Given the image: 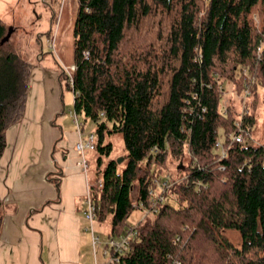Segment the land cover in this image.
<instances>
[{
	"label": "trees",
	"instance_id": "16d2710c",
	"mask_svg": "<svg viewBox=\"0 0 264 264\" xmlns=\"http://www.w3.org/2000/svg\"><path fill=\"white\" fill-rule=\"evenodd\" d=\"M8 33L0 17V161L35 68ZM73 36V80L63 78L95 125L97 174L114 149L106 133L127 149L123 168L110 158L92 183L96 221L129 236L110 264H264V144L249 140L250 107L245 141L232 142L237 114L224 103L228 81L241 102L249 86L253 105L264 87V0H78ZM155 189L166 196L156 211ZM4 213L0 199V238Z\"/></svg>",
	"mask_w": 264,
	"mask_h": 264
},
{
	"label": "crops",
	"instance_id": "0c3cea01",
	"mask_svg": "<svg viewBox=\"0 0 264 264\" xmlns=\"http://www.w3.org/2000/svg\"><path fill=\"white\" fill-rule=\"evenodd\" d=\"M40 58L25 116L8 129L0 161L5 207L0 264L105 263L108 241L101 242L99 254L94 244V235L100 238L95 231L99 222L91 226L85 216L92 187L89 166L82 165L75 150L87 133L79 131L75 120V131L59 123L68 121L60 116L63 70Z\"/></svg>",
	"mask_w": 264,
	"mask_h": 264
},
{
	"label": "rangeland",
	"instance_id": "374dc122",
	"mask_svg": "<svg viewBox=\"0 0 264 264\" xmlns=\"http://www.w3.org/2000/svg\"><path fill=\"white\" fill-rule=\"evenodd\" d=\"M78 9V0H0V17L5 21L9 29H13L11 36V46L20 49L25 57L33 63H38L42 55L48 65H56L63 70V74L71 70L74 62V36L73 28ZM262 12L260 11V14ZM258 14V13H257ZM258 16V15H257ZM54 38L53 43L52 39ZM227 93L225 94V105L232 106L235 114L239 116L243 113V102H241L240 91L235 87L232 81L227 82ZM63 97L61 104L63 110L61 118H68L67 123L60 120L59 123L64 128H70L75 131L73 112L75 93L68 85L67 79L62 80ZM250 103V112L254 114L255 126L252 130L251 144H264V87L259 88V95ZM254 106V108H253ZM72 110V111H71ZM254 112V113H253ZM236 116V119L238 117ZM73 117V118H72ZM79 118L84 122L83 116ZM59 124V125H61ZM85 132H95V125L91 121L86 122ZM107 141L113 143V152L109 158H104L101 171L97 174L96 162L98 151L94 150L88 156L89 176L91 183L99 176L102 177L103 170L110 158L119 159L125 157L127 149L125 147L123 134L106 133ZM222 140V139H221ZM186 162V161H185ZM121 168L126 164L125 158L120 162ZM174 164V163H173ZM172 166V165H171ZM136 195V193L134 194ZM146 210L137 208L131 215L129 222L132 225L138 224L144 219ZM152 215V214H151ZM95 223V231L100 236V242L97 244V251H102L101 242L110 239L111 229L110 220L101 224ZM226 235L237 245L241 244L240 234L236 231H227Z\"/></svg>",
	"mask_w": 264,
	"mask_h": 264
},
{
	"label": "built area",
	"instance_id": "2783aa9c",
	"mask_svg": "<svg viewBox=\"0 0 264 264\" xmlns=\"http://www.w3.org/2000/svg\"><path fill=\"white\" fill-rule=\"evenodd\" d=\"M53 41H54V38L52 39L51 44L53 43ZM74 69H75V65H72L71 70L67 71L69 80L71 82L73 80L72 73ZM250 96H251V90H250V87L247 86L245 89V94L242 98L243 109L244 108L245 109L243 110V113L239 115L237 119L238 129H237V132H235L232 135V142L242 143L245 141L246 136L248 135L247 127L244 126L245 124L244 117L248 115L249 113V107L251 103ZM72 114L74 116V119H75V122H76V125L79 131L82 132L84 129V123L80 120L79 115L74 110ZM96 140H97L96 133L91 131L86 136H83L75 145V150L80 155L81 157L80 161L82 165L85 166V168L89 166L87 157L92 151L95 150ZM217 146L220 149L219 151L221 153V156L224 157L227 154L228 147H223L221 140L217 142ZM168 185L169 184H167V182H163L162 184H160L161 190L164 189V186H168ZM150 195H151L150 203L152 204L153 210L156 211L157 207L165 202L166 196L163 194V191H160V189L151 190ZM86 205L87 207L85 210V216L89 220L91 226H93V224L96 222V219H97V216H96L97 207L95 205V202L92 196V187L88 192V195L86 198ZM140 206L144 207V204L141 202ZM92 232L94 233V230H92ZM128 240H129V236L120 237V238L111 237L108 240L107 248L104 253V256H107L108 260L105 263L96 262L95 264H110L115 259V255H117L118 253H122L126 249L128 242H129ZM99 242H100V238L94 235V244L97 245Z\"/></svg>",
	"mask_w": 264,
	"mask_h": 264
},
{
	"label": "water",
	"instance_id": "95a60500",
	"mask_svg": "<svg viewBox=\"0 0 264 264\" xmlns=\"http://www.w3.org/2000/svg\"><path fill=\"white\" fill-rule=\"evenodd\" d=\"M12 33H13V29L10 28V29H9V33H8V35H7L6 38H7V39L10 38V36H11ZM123 159H124V158L121 157V158L118 159V161L121 162Z\"/></svg>",
	"mask_w": 264,
	"mask_h": 264
}]
</instances>
